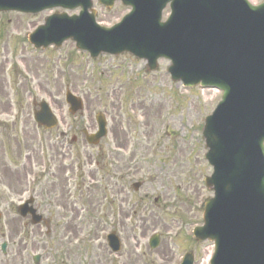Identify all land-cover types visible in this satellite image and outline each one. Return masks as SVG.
Here are the masks:
<instances>
[{"label":"rangeland","instance_id":"obj_1","mask_svg":"<svg viewBox=\"0 0 264 264\" xmlns=\"http://www.w3.org/2000/svg\"><path fill=\"white\" fill-rule=\"evenodd\" d=\"M93 8L105 27L129 11L98 0ZM61 11L0 12V245L8 243L0 264H36L35 255L37 264H180L189 251L195 264H210L214 243L195 241L192 231L213 195L204 182L213 169L202 132L222 92L172 81L166 59L148 71L130 53L91 58L71 39L35 49L28 35ZM67 90L83 98L76 114ZM42 101L59 119L51 130L34 120ZM99 112L108 120L105 156L85 162L70 142L81 139L84 157L82 129L96 130ZM31 196L48 227L19 215ZM112 230L121 240L117 253L107 243ZM154 234L160 243L152 249Z\"/></svg>","mask_w":264,"mask_h":264},{"label":"water","instance_id":"obj_2","mask_svg":"<svg viewBox=\"0 0 264 264\" xmlns=\"http://www.w3.org/2000/svg\"><path fill=\"white\" fill-rule=\"evenodd\" d=\"M111 7L115 0H99ZM131 13L112 28L95 20L92 0H0V11L39 12L62 6H81L79 15L55 13L30 36L36 47L60 46L73 38L77 47L92 57L129 51L158 67L159 57L171 60L173 80L186 86H215L223 99L206 118V158L214 172L206 177L215 196L205 205L204 225L195 229L196 240L215 242L211 264H264V3L248 0H122ZM171 2V15L161 21L163 8ZM71 110L82 107L81 99L67 92ZM35 119L45 128L57 120L47 103ZM99 132L88 137L97 142L106 135V120L97 115ZM139 184L135 185L137 189ZM21 215L41 216L33 208L21 207ZM114 251L120 250L117 236H109ZM158 236L150 240L158 245ZM6 249V243L2 245ZM39 257H35L38 262ZM182 264H193L187 254Z\"/></svg>","mask_w":264,"mask_h":264},{"label":"flooded vegetation","instance_id":"obj_3","mask_svg":"<svg viewBox=\"0 0 264 264\" xmlns=\"http://www.w3.org/2000/svg\"><path fill=\"white\" fill-rule=\"evenodd\" d=\"M87 132H88V129H85V128L82 129V133H83L82 149H83V152H84V157H81L82 155H80V156L78 155L79 151L81 150V148L79 149V144H80V140H81L80 138H78L77 136L74 135L72 137V140H71L70 144L76 151H78L77 156H78V158L79 157L81 158L80 160L85 161V162H88V161H90V162H98L100 160L99 159L100 155H102L103 157L105 156V148L102 147L103 145L100 144L101 141L97 145L89 144L87 142V140H86V133ZM90 147H92V148H94L96 150L95 155L90 153V151H89ZM22 171H24V170H22ZM17 172H19L18 169H17ZM44 221L47 222L45 218H44Z\"/></svg>","mask_w":264,"mask_h":264}]
</instances>
